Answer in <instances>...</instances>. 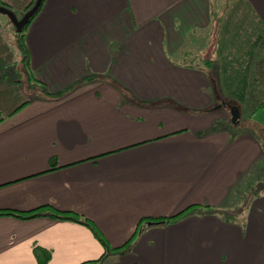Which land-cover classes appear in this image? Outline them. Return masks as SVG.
<instances>
[{
  "label": "crops",
  "instance_id": "crops-1",
  "mask_svg": "<svg viewBox=\"0 0 264 264\" xmlns=\"http://www.w3.org/2000/svg\"><path fill=\"white\" fill-rule=\"evenodd\" d=\"M5 23L0 208L72 210L106 251L83 223L0 214V264H264V195L235 218L264 181V99L249 92L264 83V0H43L24 39L46 90L74 82L58 95L11 79ZM224 98L252 127L212 126ZM192 204L233 219H163Z\"/></svg>",
  "mask_w": 264,
  "mask_h": 264
},
{
  "label": "trees",
  "instance_id": "trees-1",
  "mask_svg": "<svg viewBox=\"0 0 264 264\" xmlns=\"http://www.w3.org/2000/svg\"><path fill=\"white\" fill-rule=\"evenodd\" d=\"M34 0H28V2L24 5L23 7V11H25L26 9H28L32 4H33ZM43 0H40V3L37 7V9L34 11V13L29 17L28 21L22 26V28L19 31H15L14 26H13V45L15 50L17 51V58L11 62L10 64L12 65V67L10 68L11 70L14 71V75L10 76L11 79L22 83V86L24 87H33L35 85H38L41 89V91L45 94V95H58L61 92H63L64 90L68 89L70 86L73 85V83L65 86L64 88L56 91V92H49L48 90H46L45 86L43 85L42 82H40L38 79L35 78L34 74L31 71V68L29 66V61H28V50H27V46L25 43V39H24V32H25V28L27 26V23L29 22V20L35 15V13L37 12V10L39 9L40 5L42 4ZM0 6L6 7L8 9L12 8L10 7V5L5 1V0H0ZM15 13V12H14ZM22 13L20 14H16L15 15L17 17H20ZM9 19V17H8ZM10 20V19H9ZM217 25H213V31L215 34V30H216ZM5 75H9L7 72H5ZM94 74H87L84 77H82L81 79H89L91 77H93ZM222 104H226L228 105V107H232L235 106V102H233V100L231 101V99L229 98H224ZM171 102L177 106V107H182L180 104L176 103L175 101L171 100ZM264 102V100H262L261 102H258V106L260 104H262ZM234 103V104H233ZM257 107V106H256ZM227 122L230 123L231 126H234L235 123L231 122L230 118L227 117ZM212 126H216V123H212ZM248 190V188L246 189ZM249 190L248 193L245 194H249ZM246 198V197H245ZM209 209L210 211H224L222 209L219 208H210V206L207 205H190L188 206V208L186 209H182L180 210L178 213L171 215V216H167V217H163V219L165 221H170L173 220L174 218L177 217V215L179 214H183L186 213L188 211H192V212H197V213H203L206 209ZM238 208V207H237ZM240 208V207H239ZM217 209V210H216ZM226 211V210H225ZM221 217L227 221L232 220L233 219V214L229 211V212H218ZM0 214H6V215H13L16 217H20V218H28V217H32L35 215H48L51 217H57V218H63V219H71L80 223H83L85 225H87L92 232L94 233V235L98 238V240H100V242L102 243L103 246V251H106V244L103 241V239L99 236V234L97 233L94 225L92 224V222L85 216L78 214L72 210H57V209H52V208H46L45 210H39V207L36 208H32V209H26V210H19V209H11V208H0ZM153 219H156L157 217H151ZM126 244H128L127 242L125 244H123L122 246H116V247H111V248H107V250H111L115 251V252H119L121 250H123V247L126 246ZM103 255V252H102Z\"/></svg>",
  "mask_w": 264,
  "mask_h": 264
},
{
  "label": "rangeland",
  "instance_id": "rangeland-1",
  "mask_svg": "<svg viewBox=\"0 0 264 264\" xmlns=\"http://www.w3.org/2000/svg\"><path fill=\"white\" fill-rule=\"evenodd\" d=\"M16 14H19V12H16ZM0 18H2V20H4L6 23L2 25V29L4 32H6L10 37L13 38L12 32H13V24L12 22L8 19V16L0 11ZM9 29V32H7L6 30ZM11 31V34H10ZM252 85H250L249 88V92L251 93L253 90H255L256 92H258L260 99H264V83L263 82H259L257 81L256 83L252 82ZM220 101V100H219ZM236 108L238 109V112L241 114L240 118H238V122L235 123L234 126H232V128H237V129H244L245 127H252V123H254V117L251 116L252 112H249L248 109L244 110V106L242 104H237ZM257 108V107H256ZM264 108V107H262ZM245 111V112H244ZM214 116L217 117L215 123L217 126H220V124H226L227 122V117L230 116V107H228V105L226 104H221L218 106V108H216V110L213 111ZM264 177V174H263ZM258 183H253V184H248L243 191H240V197L238 198V204H241V209L238 212L239 216H236L235 218L237 220H241V216H240V212L243 210V208L245 207V197H247L248 190L250 193H262L264 195V181L258 180ZM248 188V190H246ZM237 203V202H236ZM222 209L224 211H214V212H229L226 208H219ZM217 210V209H216ZM226 210V211H225ZM219 214V213H218ZM150 229V228H149ZM141 230V228H140ZM150 232L147 231H143L141 233V238L144 240V237L147 236Z\"/></svg>",
  "mask_w": 264,
  "mask_h": 264
},
{
  "label": "water",
  "instance_id": "water-1",
  "mask_svg": "<svg viewBox=\"0 0 264 264\" xmlns=\"http://www.w3.org/2000/svg\"><path fill=\"white\" fill-rule=\"evenodd\" d=\"M39 3H40V0H34L33 4L28 9L23 11L22 14L20 15V17H17L13 10L8 9L6 7H3V6H0V11L5 13L9 17L10 21L12 22V24L14 26L15 31H19L22 28V26L28 21L29 17L37 9ZM222 103H223V101L220 100V101L216 102L214 104V106L218 107ZM229 118H230L231 122H233V123L238 122L239 112H238V109L236 108V106L230 107Z\"/></svg>",
  "mask_w": 264,
  "mask_h": 264
}]
</instances>
